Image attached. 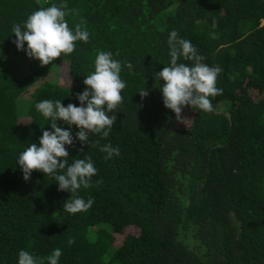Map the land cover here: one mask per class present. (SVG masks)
I'll return each mask as SVG.
<instances>
[{
	"label": "trees",
	"instance_id": "obj_1",
	"mask_svg": "<svg viewBox=\"0 0 264 264\" xmlns=\"http://www.w3.org/2000/svg\"><path fill=\"white\" fill-rule=\"evenodd\" d=\"M62 4L73 33L78 24L89 33L55 59L71 82L41 79L54 60L5 65L18 50L13 26L23 31L32 13ZM173 30L201 63L222 68L212 112L186 105L178 120L164 104L155 74L170 66ZM100 52L120 62L125 88L107 137L89 133L81 144L71 126L69 165L90 157L98 170L76 193L92 207L72 214L63 209L71 193L39 170L26 181L18 157L52 130L36 105L80 106ZM108 144L120 154L109 158ZM127 225L138 231L124 233ZM57 248L58 264H264V0H0V264H18L20 250L49 264Z\"/></svg>",
	"mask_w": 264,
	"mask_h": 264
},
{
	"label": "clouds",
	"instance_id": "obj_2",
	"mask_svg": "<svg viewBox=\"0 0 264 264\" xmlns=\"http://www.w3.org/2000/svg\"><path fill=\"white\" fill-rule=\"evenodd\" d=\"M64 8H67L66 4L59 7L52 5L35 11L27 18L23 31L20 24H15L12 32L15 33L14 43L18 50H23L27 42V55L39 59L43 65H48L62 53H72L76 41L87 42L89 33L81 30V25H76L75 33L69 28L65 20L66 13L62 10ZM168 44L170 66L155 74L156 78H162L166 82L161 87L165 106L173 110L178 120L182 119V106L186 105L212 112L213 105L209 97L223 93V89L216 87V79L222 68L201 63L204 57L197 54V48L190 41L181 38L175 30L169 33ZM180 56L193 60L194 66L177 63ZM127 66L132 67L131 64ZM120 72V62L112 59L111 53L100 52L95 58V71L83 81L88 87L82 93L76 94L80 106L69 103L65 107L60 100L55 103L43 100L36 105L37 110L45 117L51 118L52 130L43 131L39 146L32 143L21 152L18 163L26 181L30 179L33 170L54 176L59 185L58 190L71 193V197L63 206L68 213L87 211L92 207V199L85 201L76 193L81 186L90 187L91 178L98 171L90 157L75 159L69 165V152L65 145L74 144L71 126L76 125L79 129L75 135L81 144L89 143V133L102 132L104 137L109 135L117 116H109L107 113L112 112L122 102L121 90L125 88ZM139 93L141 99L149 94L147 89ZM58 120L65 122L69 127L65 129L58 126ZM101 151L107 152L109 158L113 154H120L119 148H114L111 144L105 145ZM58 170L64 171L60 174ZM72 243L74 240H69V244ZM61 255V249H54L48 257L49 264H58ZM18 257V264H36L33 255L26 250H20Z\"/></svg>",
	"mask_w": 264,
	"mask_h": 264
},
{
	"label": "rangeland",
	"instance_id": "obj_3",
	"mask_svg": "<svg viewBox=\"0 0 264 264\" xmlns=\"http://www.w3.org/2000/svg\"><path fill=\"white\" fill-rule=\"evenodd\" d=\"M2 61L5 65L10 66L15 69H26L28 67L34 68L37 66H41V62L39 59L35 57H29L27 55V47H24L23 51L12 50L9 53L3 55ZM67 63L64 59L54 60V64L48 68V70L42 76V80H55L61 84H68L71 81L69 80L68 72H67ZM35 84L29 86L27 90V94L24 96L26 99L28 94L33 90ZM236 222V221H235ZM237 223V222H236ZM138 228L134 225H127L125 227V232H136ZM121 233L117 234L115 242L120 238Z\"/></svg>",
	"mask_w": 264,
	"mask_h": 264
}]
</instances>
